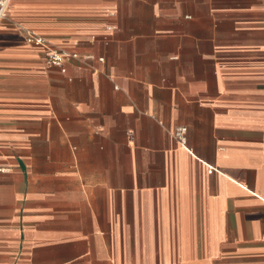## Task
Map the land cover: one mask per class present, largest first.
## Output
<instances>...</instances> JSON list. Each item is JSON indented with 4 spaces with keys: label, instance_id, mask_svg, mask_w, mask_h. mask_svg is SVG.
<instances>
[{
    "label": "crops",
    "instance_id": "0c3cea01",
    "mask_svg": "<svg viewBox=\"0 0 264 264\" xmlns=\"http://www.w3.org/2000/svg\"><path fill=\"white\" fill-rule=\"evenodd\" d=\"M0 264H264V0H10Z\"/></svg>",
    "mask_w": 264,
    "mask_h": 264
},
{
    "label": "built area",
    "instance_id": "2783aa9c",
    "mask_svg": "<svg viewBox=\"0 0 264 264\" xmlns=\"http://www.w3.org/2000/svg\"><path fill=\"white\" fill-rule=\"evenodd\" d=\"M10 0H0V22L5 17ZM27 43L32 44L37 48L44 49L48 52L47 58L45 60L46 65L62 67L64 60L68 57L65 54H61L55 51H51L48 48L47 43L39 37L27 36ZM184 130H178L177 136L180 137L183 134Z\"/></svg>",
    "mask_w": 264,
    "mask_h": 264
}]
</instances>
